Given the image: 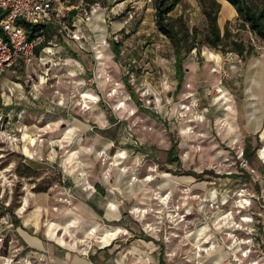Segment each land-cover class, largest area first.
<instances>
[{
	"label": "rangeland",
	"instance_id": "obj_1",
	"mask_svg": "<svg viewBox=\"0 0 264 264\" xmlns=\"http://www.w3.org/2000/svg\"><path fill=\"white\" fill-rule=\"evenodd\" d=\"M65 1L70 31L87 49L60 26L44 31L40 43L61 47V59L43 65L37 55L12 74L26 113L7 127L0 114V264H264V44L219 0L221 31L227 25L254 50L183 54L177 89L173 47L156 28L152 0ZM171 16L206 28L197 0ZM112 41L121 43L120 61ZM173 141L180 166L167 162ZM11 215L44 248L23 244Z\"/></svg>",
	"mask_w": 264,
	"mask_h": 264
},
{
	"label": "trees",
	"instance_id": "obj_2",
	"mask_svg": "<svg viewBox=\"0 0 264 264\" xmlns=\"http://www.w3.org/2000/svg\"><path fill=\"white\" fill-rule=\"evenodd\" d=\"M202 8V12L206 21V28L200 31L197 27L189 28L186 21L182 16L172 17L171 13L180 5L183 0H152L154 8V20L157 30L164 35L173 47V54L175 57V74L177 80V89H180L184 80V66L182 55H188L192 51L200 52L201 47H207L223 53L234 52L239 57L251 55L254 47L253 45L246 46L242 41L234 38L228 29L227 25L224 26L223 32L219 26V15L222 5L219 0H197ZM235 9L237 19L241 26L247 28L254 36L255 39L264 44V0H226ZM85 3L92 5L94 0H85ZM75 13L73 12L72 15ZM23 23L25 28L29 31L30 39H35L42 35L45 31H53L54 27L51 25L34 26L28 23ZM117 60L120 61L121 56V43L112 41L109 43ZM46 43H40L35 48V53H38ZM228 48V49H226ZM229 50V51H227ZM124 84L127 91L135 103L139 106L140 103L136 101L134 91L128 82L124 79ZM257 143L260 139L257 137ZM177 144L173 141L171 147L167 152V162L176 163L181 165V161L176 153ZM256 147L251 143V135H248L244 140L243 158L248 163L252 161ZM245 177L248 174L244 169H241ZM186 175L199 177L200 175L195 172H185ZM7 212H10L9 210ZM10 221L14 228L20 226V221L16 217H12ZM162 262V261H161Z\"/></svg>",
	"mask_w": 264,
	"mask_h": 264
},
{
	"label": "built area",
	"instance_id": "obj_3",
	"mask_svg": "<svg viewBox=\"0 0 264 264\" xmlns=\"http://www.w3.org/2000/svg\"><path fill=\"white\" fill-rule=\"evenodd\" d=\"M65 2V0H0V75L6 73L20 60L24 59L30 63L35 57L39 36L30 39L29 31L23 23L18 22L19 20L34 26L50 24L60 26V29L68 31V36L77 42L82 50L87 49L83 41L85 36L79 31L74 33L70 31L67 19L71 11L70 7L64 5ZM43 51L45 55L39 58L43 65H48L56 58L61 59L60 47L55 44L48 42ZM94 53L97 56L96 48ZM74 63L78 67L81 66L79 61ZM7 124L5 120L1 126L7 127ZM21 140L22 138L13 137L16 144Z\"/></svg>",
	"mask_w": 264,
	"mask_h": 264
},
{
	"label": "crops",
	"instance_id": "obj_4",
	"mask_svg": "<svg viewBox=\"0 0 264 264\" xmlns=\"http://www.w3.org/2000/svg\"><path fill=\"white\" fill-rule=\"evenodd\" d=\"M225 2H227V1L225 0ZM219 22H220V20H219ZM51 26L55 27V25H51ZM41 36L42 35H40L38 37L39 38L38 41L41 40ZM39 44H40V41H39ZM109 47H110V45H109ZM43 48L38 53H35V57H37V55H38V58H37L38 60H39L40 57H43L45 55V52L43 51ZM110 50L112 51L111 47H110ZM112 53H113V51H112ZM114 56H115V54H114ZM68 60H70V59H68ZM28 63L29 62H27L24 59H22L16 65H14L10 70H8L6 73H4L3 75H0V100H2L1 104H0V114L4 115L5 120H8V119L11 120L12 118H19V117H21L22 115H24L26 113V111H25L26 105L22 102V100L25 98L24 88H23L21 83H17V82H15L13 80V75L12 74H16V72L18 70H20V68L26 67ZM71 66L74 67L73 64H71ZM258 120H259V117H256L254 121L250 122L252 124V126H253V129L256 128V125H257L256 123L258 122ZM258 127H259V125H257V128ZM257 137L258 136L256 135V138ZM87 205L96 214H98L97 211H96L97 209L95 208V206H93L89 202H87ZM107 210L110 213L111 212H118V206H117V210L114 211V210H111L109 205H108ZM98 215H101V213H99ZM104 215H105V213L102 216H104ZM34 216H35V218H34L35 221H32L33 222L32 223V227L36 228L40 224H39V221H37L38 220V218H37L38 215H34ZM82 225L84 227H86V225L90 226V225H95V224L83 223ZM24 226H26V223H24ZM18 228H19L18 232H19V235L21 237V240H22L23 244L29 245V246H33V247L39 248V249L44 248L43 247L44 246V242L40 238H38L34 234H31L27 230L21 229V224H20V226ZM162 260H163V257L160 256L159 261L161 262ZM91 262L94 264V261L92 259H91Z\"/></svg>",
	"mask_w": 264,
	"mask_h": 264
},
{
	"label": "bare ground",
	"instance_id": "obj_5",
	"mask_svg": "<svg viewBox=\"0 0 264 264\" xmlns=\"http://www.w3.org/2000/svg\"><path fill=\"white\" fill-rule=\"evenodd\" d=\"M84 96L86 97V99H90L91 101H93V103L96 101V98L93 97L92 95L86 94ZM84 185H86L85 188H87V189H90L91 188L90 184H88V183H85ZM115 233L114 232H111V233L105 234V236H104V245L109 244L110 240L115 236Z\"/></svg>",
	"mask_w": 264,
	"mask_h": 264
}]
</instances>
